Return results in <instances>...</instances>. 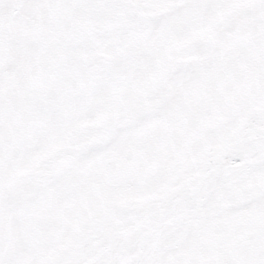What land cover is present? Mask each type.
<instances>
[{"label":"snow or ice","instance_id":"6c2138e0","mask_svg":"<svg viewBox=\"0 0 264 264\" xmlns=\"http://www.w3.org/2000/svg\"><path fill=\"white\" fill-rule=\"evenodd\" d=\"M0 264H264V0H0Z\"/></svg>","mask_w":264,"mask_h":264}]
</instances>
